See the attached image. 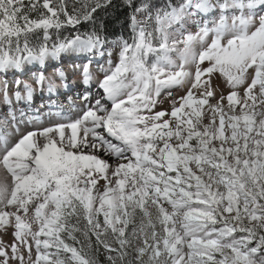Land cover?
I'll list each match as a JSON object with an SVG mask.
<instances>
[{"label":"snow or ice","instance_id":"6c2138e0","mask_svg":"<svg viewBox=\"0 0 264 264\" xmlns=\"http://www.w3.org/2000/svg\"><path fill=\"white\" fill-rule=\"evenodd\" d=\"M80 3L69 14L65 0L55 8L52 0H0V74L62 52L103 55L95 31L29 47L30 33L47 41L50 29L94 23L111 0ZM39 8L46 13L32 18ZM216 10L211 27L184 28L186 17ZM130 21L132 35L120 38L94 104L75 118L50 113L55 123L15 141L3 122L0 233L11 228L14 240L0 239V264H100V248L107 264H264V0H183L153 10L144 3ZM90 64L81 71L86 85ZM214 73L227 81V96ZM14 84L15 92L0 80L9 107L13 96L30 101L36 91ZM35 85L58 87L43 74ZM185 88L171 112H153L162 92Z\"/></svg>","mask_w":264,"mask_h":264},{"label":"rangeland","instance_id":"374dc122","mask_svg":"<svg viewBox=\"0 0 264 264\" xmlns=\"http://www.w3.org/2000/svg\"><path fill=\"white\" fill-rule=\"evenodd\" d=\"M215 2H216V0H213V3H215ZM27 3H28V0H24V4L27 5ZM40 3H43V0H40ZM58 3H59V0H52L51 6L55 8V7H57ZM176 3L179 5V4L183 3V0H177ZM78 5H81L80 1L77 2L75 7L76 8H80V6H78ZM178 5H175V6H178ZM39 12H45L46 13V10L42 9V8H39L37 10V12H33L31 14H33V16H35L34 18H36L38 16ZM48 15H50V14H48ZM218 15H219V12H218V10H216V11H213V12H210V13H207V14H197L196 16L186 17L184 22H183L184 23V28L186 30H188V31H191V32L195 33V32L198 31V24H203L205 21H208L209 22V27H211L212 26L211 22L215 18H217ZM144 16H145V13H142V12L137 14V18L138 19H143ZM60 19L61 20L64 19L63 15L60 16ZM149 23H151V21H149ZM153 27H154V25H153ZM173 27L174 28H178L179 25H174ZM49 32H51V29L49 30ZM36 33H41V35L43 36V33L40 30L36 31ZM64 40L65 39L60 40L58 38H55V39L50 38L48 40V42H50V43L46 42L45 40L44 41L47 43L48 47L51 48V46L54 43L62 42ZM119 40L120 39H116V40H112V41H109V42H105L103 47L100 49V52L104 53L103 55H101V58L98 61L101 64L98 65L97 64L98 62H96V65L93 64V65L89 66V70L93 74V77H94V79L92 80L93 82L96 81V80H99L102 77L104 78V71L107 70L108 67H109V60H111L113 65H115L118 62L119 52H120V47H119V43H118ZM30 48H32V47H30ZM33 50H34V48H33ZM93 52H94L95 56L96 55H100L96 50H93ZM11 54H13V55L16 54L15 53V47L12 49V53ZM78 54H79V52L75 53L73 51L62 52L56 58L47 59L43 63V66H42L44 69H40V68L38 69V67L41 66V63H39V62H35V61L30 62V63L29 62H24L23 65H22V70L17 71V70H14V69H10L6 74H0V80H7L8 81L7 78L10 77L11 78L10 82L12 80L14 82L15 80H14L13 76L17 77L18 76V72H21V71L24 72L26 70L27 71L29 70V72H31L32 74L33 73L35 74V72L37 74V71H38V72H40L38 75L43 74L46 77H51L54 80V82L56 83V85H58V87L56 89L59 90L62 87L61 85L63 84V81H61L59 79V77H58V73L60 71H66L65 72L66 76H68L69 74H72L69 77V79L74 84L76 83V81H78V80L83 78L82 75H81V71H82L83 68L77 69V71L74 72L75 67L72 66L74 63L75 64L78 63L77 60L76 61H72V59H75V58L77 59V58H80L81 56L84 55V53H82L81 55H78ZM21 55H26V53H22ZM88 57L90 58L89 53L88 54L85 53V55L82 58H88ZM69 61H72V62H69ZM206 63L207 62H205V64ZM57 67L58 68L61 67L62 69L59 70ZM251 72H252V70L249 69V73L250 74H251ZM37 76H35L33 78H30V79L29 78L26 79L25 77L24 78L17 77L16 79L17 80H21V81H25V82L33 84L35 86V80H36ZM213 83L215 85H219V91L223 92V94L225 96H227L229 94V92L231 91V89L227 86V81L225 80V78L220 73H214L213 74ZM9 85L12 88V91H14L15 90V84L14 83H9ZM95 90H96L95 94L99 93L98 92L99 89H95ZM186 91H187L186 88L184 90L172 89V96L169 97V96H167V90H165L164 92L161 93V97L159 98V102L157 103V106L155 107V109H153V112L161 111V110H164V111H167V112H171V110H172L171 100L173 98H175V99H177L179 101V98L184 96L186 94ZM74 92L75 91L73 90L72 93L74 94ZM60 101L61 102L64 101L63 103H66L65 99L61 98ZM1 103L3 104V108L0 111V125H2L4 127L3 122L5 120H7V124L10 125V123L13 122V121H11L13 119V116L16 117V114L14 115V112L10 110V108L8 107L7 104H4L3 102H1ZM92 104H94V103L92 102ZM23 111H24V109H23ZM144 114L147 115L148 113L145 112ZM17 118L21 119V116H19ZM165 119H167V117H165ZM56 121H57V118H53L50 122H45V121L34 122L32 124L33 128L31 130L23 129V130H19L18 132H16L15 137H14V141L19 139L22 134H26L29 131H34V130L40 129L42 127L49 126L50 124L55 123ZM8 129H10V128H8ZM11 130H12V128H11ZM109 162L111 163V160H109ZM0 174H5L2 169H0ZM8 179H9V181H11V177L10 176H8ZM100 183L103 184L104 181L101 180ZM0 239H2L6 244H11L13 242V240H14L13 229L9 228L7 233H0ZM21 250L24 251L23 249H21ZM9 255H11L10 249H9ZM24 255H25V260L27 261V252L26 251H24ZM35 256H36V253H35V249L33 247V260H35ZM0 259H3V258L0 257ZM9 264H20V261H18V260H10Z\"/></svg>","mask_w":264,"mask_h":264},{"label":"trees","instance_id":"16d2710c","mask_svg":"<svg viewBox=\"0 0 264 264\" xmlns=\"http://www.w3.org/2000/svg\"><path fill=\"white\" fill-rule=\"evenodd\" d=\"M78 1L80 0H65L69 14L73 13V5L75 6ZM176 1L177 0H111V3L107 7L97 9L93 14L94 23L92 21H82L75 26L66 25L59 30L51 29L50 36L53 39L58 38L62 40L74 38L79 34L83 38L85 34H90L92 31H95L104 38L105 42L120 39L121 37L128 39L132 35L130 15L137 7L147 3L150 5V10H153L157 7H164L169 2L173 5H178ZM78 6L81 7V5ZM30 16L32 18L35 17L33 14ZM46 42H48V40ZM46 42L41 33L34 32L30 33L28 36L29 46L34 48V50L38 48L40 44ZM93 245L95 246L94 238ZM96 255L100 264H107L103 248H100Z\"/></svg>","mask_w":264,"mask_h":264},{"label":"bare ground","instance_id":"6f19581e","mask_svg":"<svg viewBox=\"0 0 264 264\" xmlns=\"http://www.w3.org/2000/svg\"><path fill=\"white\" fill-rule=\"evenodd\" d=\"M76 53V52H75ZM82 53L81 52H79V54L78 55H81ZM84 55H85V53H84ZM83 55V56H84ZM90 55V58H97L99 55H91V54H89ZM83 56H81L80 58H82ZM69 92H71L70 90H69ZM99 92V91H98ZM101 95H103V93H101ZM100 95V96H101ZM99 94H95L94 95V97L96 98V99H98L99 97ZM66 102L67 103H65L64 105H60V107L62 108V111H63V113H67V114H64L65 116H67V117H75V116H77L79 113H78V111H77V109H79V108H83L84 106L83 105H81L79 108H74V107H72L71 108V106H72V103L74 102L72 99H70V98H68V99H66ZM71 102V103H70ZM3 108V104L0 102V111H1V109ZM74 108V109H73ZM25 110H27V109H24V111ZM23 110H22V112H24ZM58 112V111H57ZM57 112H55V113H57ZM19 116H21L19 113H16V117H19ZM52 117H50L49 119H51ZM56 120V119H55ZM9 121V120H8ZM32 121H33V118H32V120H30V121H28V122H25V121H19L18 123H16V126H17V128H16V130L17 129H21V128H24V127H30V128H32V126H31V124H32ZM10 129H8L7 128V130L9 131V132H11L12 133V136H11V140L13 139V141H14V137H15V134H16V131L14 130V129H12L11 130V126L9 127Z\"/></svg>","mask_w":264,"mask_h":264}]
</instances>
